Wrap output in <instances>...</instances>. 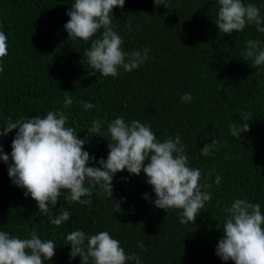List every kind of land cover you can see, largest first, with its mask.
<instances>
[{"label": "trees", "instance_id": "1", "mask_svg": "<svg viewBox=\"0 0 264 264\" xmlns=\"http://www.w3.org/2000/svg\"><path fill=\"white\" fill-rule=\"evenodd\" d=\"M244 2L256 4L264 16V0ZM72 3L0 0L8 36V55L0 60L2 127L9 117L15 122L64 110L68 126L83 139L87 132L91 135L93 119L103 121L104 136L116 117L127 123L139 120L150 125L161 142L180 136L189 165L201 170L202 184H211L207 191L212 199L194 224H181L180 210L166 211L151 203L155 194L143 172L137 176L124 170L113 176V199L99 188L88 205L70 204L61 196L52 217L63 209L70 212V219L56 227L48 215L39 213L31 196L24 195L25 189L11 182L13 129L3 134L0 147L9 154L7 163L0 159V230L22 238L35 230L42 239H52L55 256L44 264H80V257L70 258V245H65L66 235L77 229L87 234L108 231L126 253L138 254L142 264H234L216 255L223 235L217 225L222 228L225 206L246 197L264 212V66L253 68L241 55L249 39L264 46V33L255 25L230 35L220 33L214 22L217 0H165L166 6L153 0H125L123 8L113 9L114 30L124 40L123 50L149 48L148 58L138 69L121 68L117 77H105L93 75L87 62L91 42L68 38L64 25ZM184 93H191V102L181 101ZM66 96L73 99L67 108ZM81 100L95 107L85 111ZM242 115L248 118L249 131L238 139L229 126L233 121L244 123ZM214 138L217 150L201 155L200 148ZM108 143L107 138L92 136L84 145L94 157L89 166L100 167L97 161L107 158ZM217 174L219 186L214 183ZM138 242L144 244L143 250Z\"/></svg>", "mask_w": 264, "mask_h": 264}, {"label": "clouds", "instance_id": "2", "mask_svg": "<svg viewBox=\"0 0 264 264\" xmlns=\"http://www.w3.org/2000/svg\"><path fill=\"white\" fill-rule=\"evenodd\" d=\"M155 5L165 0H153ZM125 0H74L67 15L70 19L64 25L68 38L90 41L85 56L92 74L117 77L119 70L131 72L138 69L148 58L149 48L125 51L123 38L114 30L113 9L123 8ZM218 11L215 24L225 35L242 32L247 26L255 25L256 31L264 33V16L254 3L244 0H217ZM131 31V24H128ZM99 33V36H97ZM8 55V36L0 32V60ZM244 61H251L253 68L264 66V46L258 39H249L242 52ZM4 70L0 64V72ZM182 102H191V93L180 97ZM83 110L95 106L90 102L79 101ZM73 104L71 96L64 98V107ZM69 117L64 110L48 111L46 116L34 115L19 118L2 127L4 135L13 129L11 141V161L8 175L11 182L25 189L24 195L31 196L38 206L39 213L49 216L50 223L60 227L70 219V212L61 209L52 217V210L63 199L70 204L91 203L93 190L99 188L112 198V179L115 173L127 170L139 176L142 172L146 183L152 186L155 199L151 203L160 209L180 210V223L195 222L206 202L212 199L207 191L211 184L201 183L199 168L189 165L185 145L179 135L162 142L157 139L150 125L133 119L127 123L124 117H116L107 126V136L101 132L103 121L93 119L88 134L78 138L74 127L68 126ZM244 123L232 122L230 132L237 137L249 131L246 115ZM92 136L107 138L109 143L107 158L97 161L100 167L89 166L94 157L84 150ZM218 141L214 138L201 149V155L210 156L217 150ZM0 159L9 160L0 148ZM211 176V173L208 174ZM221 177L217 174L214 183L219 186ZM204 189V190H202ZM87 197V199H83ZM147 200V194L144 195ZM113 199V198H112ZM115 201V200H114ZM120 210V205L116 202ZM51 206V207H50ZM227 215L222 228L223 235L218 239L216 255L223 261L234 264H264V212L259 203H251L245 197L235 199L225 206ZM70 245L69 257H80V264H127L134 261L142 264L136 253H126L120 241L108 231L87 234L74 230L66 235ZM142 250L144 244L137 245ZM56 243L52 239H42L37 231H31L27 238L10 235L0 230V264H44L55 256Z\"/></svg>", "mask_w": 264, "mask_h": 264}, {"label": "water", "instance_id": "3", "mask_svg": "<svg viewBox=\"0 0 264 264\" xmlns=\"http://www.w3.org/2000/svg\"><path fill=\"white\" fill-rule=\"evenodd\" d=\"M0 32H4L6 34V24H5V21L1 13H0ZM2 141H3V131H2V124L0 121V147H1Z\"/></svg>", "mask_w": 264, "mask_h": 264}]
</instances>
